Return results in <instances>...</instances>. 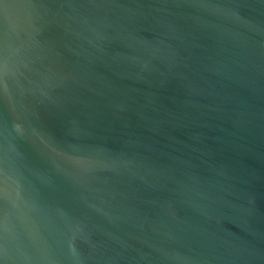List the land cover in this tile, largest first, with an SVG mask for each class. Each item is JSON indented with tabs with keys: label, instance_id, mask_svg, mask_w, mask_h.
Returning <instances> with one entry per match:
<instances>
[{
	"label": "water",
	"instance_id": "1",
	"mask_svg": "<svg viewBox=\"0 0 264 264\" xmlns=\"http://www.w3.org/2000/svg\"><path fill=\"white\" fill-rule=\"evenodd\" d=\"M0 264H264V0H0Z\"/></svg>",
	"mask_w": 264,
	"mask_h": 264
}]
</instances>
